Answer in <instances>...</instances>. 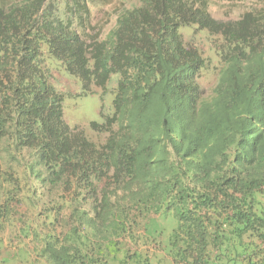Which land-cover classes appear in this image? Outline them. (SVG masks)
<instances>
[{"label":"trees","instance_id":"obj_1","mask_svg":"<svg viewBox=\"0 0 264 264\" xmlns=\"http://www.w3.org/2000/svg\"><path fill=\"white\" fill-rule=\"evenodd\" d=\"M105 1L0 4V212L32 184L69 196L68 230L44 240L53 264H152L124 250L138 234L170 264H264V7L224 21L208 0H140L101 39L89 5ZM190 26L220 38L210 95ZM45 54L87 92L118 76L89 125L102 144L65 122Z\"/></svg>","mask_w":264,"mask_h":264},{"label":"rangeland","instance_id":"obj_2","mask_svg":"<svg viewBox=\"0 0 264 264\" xmlns=\"http://www.w3.org/2000/svg\"><path fill=\"white\" fill-rule=\"evenodd\" d=\"M4 1L0 0V4ZM139 3L140 0H106L103 4L89 5L91 24L94 26L92 32L99 33L101 39L105 38L114 28L120 10L131 9ZM260 7H264V0H208L210 14L215 19L224 21L238 19L244 12ZM179 33L184 42L195 46L207 61V67L202 71L198 82L206 94L210 95L221 67L213 40L220 42V38H211L205 30H197L195 26L181 27ZM44 59L45 69L51 77L50 82L63 94L62 109L65 122L70 127H80L87 139L94 144H102L105 135L94 133L89 125L91 122H101V110L105 115L111 114L112 90L116 86L118 76H111L105 92L94 86L87 92L80 80L68 74L58 61L50 59L46 54ZM35 185H31L30 193L26 191L21 193L20 198L23 197L24 201L17 204L13 202L10 210L3 209L0 212V264H53L43 252L44 240L48 236L61 237L69 228L70 208L67 205L60 207L63 200L59 195L66 200L70 197L63 195L61 189L42 193ZM87 208L86 206L84 209ZM162 224L166 234L174 226V222L169 218L163 220ZM166 234L162 237L164 242ZM140 235H136V242L133 239L130 243L125 241L124 250L129 253L135 249L139 253L145 252L152 264H170V257L166 251L144 244L140 240Z\"/></svg>","mask_w":264,"mask_h":264}]
</instances>
